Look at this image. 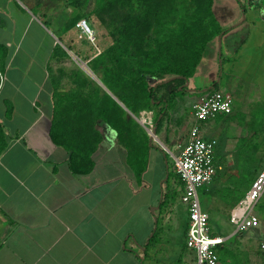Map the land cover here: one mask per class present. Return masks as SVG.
Listing matches in <instances>:
<instances>
[{
  "label": "crops",
  "instance_id": "crops-1",
  "mask_svg": "<svg viewBox=\"0 0 264 264\" xmlns=\"http://www.w3.org/2000/svg\"><path fill=\"white\" fill-rule=\"evenodd\" d=\"M229 5L231 9H225L222 17L225 22L239 15ZM68 8L67 0H0V264H161L165 252L176 251L172 237L179 215L169 194L167 152L173 157L179 154L199 124L206 138L218 140L216 160L221 168L210 183L225 169L218 158L230 157V166L236 153L228 150V138L224 142L216 136L225 127L214 121L220 114L189 125L184 107L189 106L190 116L196 119L193 103L201 94L215 90L232 95V114L241 102H247L250 111V104L264 107V18L260 12V21L251 29L242 13L241 21L224 26L232 29L221 44L219 38L211 43L195 76L185 83L187 90L173 100L161 124L163 113L158 120L153 109L136 116L121 102L135 118L124 122L122 134L98 120L102 140L92 154L93 167L76 173L70 165L72 151L51 136L55 90H71L75 85H65L63 73L54 68L55 61L68 57L55 56L57 46L71 49L60 38L61 24L46 14H66ZM197 90L192 101L184 102L183 95ZM160 126L165 128L163 137L158 133ZM175 171L183 194L176 166ZM218 180L222 183L221 177ZM182 194L187 237L190 216ZM244 196L230 208V221ZM214 205L221 214L229 204L220 197ZM205 211L212 229L218 217ZM231 223L235 233L247 230L239 231ZM214 235L225 237L223 248L233 234ZM185 237L183 252L195 259L185 264H198L196 251L187 246ZM252 257L263 259L251 264H264L260 248L251 247Z\"/></svg>",
  "mask_w": 264,
  "mask_h": 264
},
{
  "label": "trees",
  "instance_id": "trees-1",
  "mask_svg": "<svg viewBox=\"0 0 264 264\" xmlns=\"http://www.w3.org/2000/svg\"><path fill=\"white\" fill-rule=\"evenodd\" d=\"M67 1L83 9L90 6V10L70 19L61 40L116 96L80 65L71 74L75 87L55 90L51 136L55 143L72 151L73 171L86 173L93 167L92 154L102 140L96 128L98 120L108 122L122 134L124 122L135 121L122 102L136 116L144 109H153L158 120L163 113L161 124L171 101L187 90L185 83L195 76L211 43L232 28L222 25L223 5L217 0ZM249 1L252 7L261 8L264 18V0ZM104 13L112 18V41L94 54H87L70 31L81 19L98 18ZM55 56L70 54L59 44ZM56 80L59 82L61 76Z\"/></svg>",
  "mask_w": 264,
  "mask_h": 264
},
{
  "label": "rangeland",
  "instance_id": "rangeland-1",
  "mask_svg": "<svg viewBox=\"0 0 264 264\" xmlns=\"http://www.w3.org/2000/svg\"><path fill=\"white\" fill-rule=\"evenodd\" d=\"M217 2L218 4L223 5L220 10L222 17L225 16V8L228 9L231 7L229 3L233 6V9L239 11L238 16L229 19L227 22H222L223 26H229L241 21L242 13L244 14L245 21L247 20L250 23L251 29L255 28L256 23L260 21L259 14L261 12V8L255 6L254 9H252L249 0H217ZM68 6L69 8L66 14L49 13L46 14V16L50 17L57 25L61 24L63 29V27H67V23L71 18L75 15H80L79 13H82L84 10H88L90 8L89 6L88 8L83 9L82 6H73L69 3ZM87 20L94 31L93 37L91 36L90 38L85 32H83L78 24L74 30L70 31V34L78 40L79 46L87 54L92 55L96 51L107 46L112 41L111 34L113 25L111 16L105 13L101 14L98 18H87ZM46 22L50 26V23L48 21ZM33 32L34 28L31 29L29 37L33 35ZM248 35L250 37L249 41L251 42V30ZM234 36L232 35L231 38H234ZM216 41H218V38H216L213 43ZM76 65H79V63L73 54H70V57L62 58L54 62V68L63 73L64 84L69 87L74 85L71 74L72 70L76 68ZM251 65L252 64L250 63L249 68L246 71V74L248 75H251ZM219 73L220 71H218V74ZM218 78H220L219 75H217V79ZM210 82L211 81H208L207 85H211ZM190 86H195L194 81H191ZM221 86H224V83L221 82ZM197 94L198 90L196 92H187V94L182 97L184 98V102L188 100L192 101ZM171 103H174V101H171ZM245 103L247 102L239 103L238 109H236L233 114H220L216 119H214L218 127L219 125L225 126L221 129V131L216 133V136L221 137L224 142L228 138V150L231 151L234 149L236 150V153L234 155L235 157L232 159L233 164L230 166L228 164L230 157L220 156L218 158V161L223 163L225 166V169L220 171V175L218 174L216 178L218 180V178L221 177L222 183L219 180H215L210 184L200 187L199 189L203 209L209 210L212 217H218L217 221L212 222V233L222 234L224 236L233 234L231 238L227 240L223 248L221 246L218 247V252L221 258L220 264H251L256 261H262L263 259L261 257L251 258V247L260 248L264 252L263 198L256 207L262 221L259 227L235 233L234 225L231 223L229 217V213L231 211L230 208L234 206L240 197L246 194L247 188H250L253 178L258 175L264 165V107H262L261 104H250L251 108H253L250 111L248 109L249 104L247 103V105ZM185 109L189 115L187 119L189 125H193L196 121L197 123H201V121L196 120L195 117L193 118V116H190L191 110L189 106H186V108L184 107V110ZM164 132L165 128L160 126L158 133H160L161 137H163L162 135H165ZM156 142L159 143L158 141ZM167 154L168 157L166 166H168L167 174L169 175L167 182L170 186L169 194H171L172 198H174L176 209L179 213L175 224V233L172 237L174 247L176 251L178 250V252L172 251L168 254L165 252L162 255L164 261L161 262V264H185L189 263L190 260L195 261L194 257L189 255L187 252H183V240L185 237L184 231L187 227L186 221L188 220V215L185 210V206L180 201L182 188L178 190V187H180V180L175 171L174 157L169 151ZM174 184H176L175 189L173 188ZM243 188H245V190ZM220 197L229 205H227L226 211L218 214V208H216L215 205L213 206V203L216 201V198ZM179 258L180 260L182 258L180 262L178 261Z\"/></svg>",
  "mask_w": 264,
  "mask_h": 264
},
{
  "label": "built area",
  "instance_id": "built-area-1",
  "mask_svg": "<svg viewBox=\"0 0 264 264\" xmlns=\"http://www.w3.org/2000/svg\"><path fill=\"white\" fill-rule=\"evenodd\" d=\"M78 26L90 38L93 37L94 31L86 18L81 19ZM193 110L198 121L216 117L221 113L229 114L233 110V97L223 90L206 92L193 103ZM149 122L152 125V121ZM217 145L216 138H206L200 125L195 124L188 142L179 154L174 155L177 173L184 184L182 199L189 208L190 221L186 243L196 251L198 264H219L218 247L225 241V237L212 233L210 217L202 207L199 194L200 187L210 183L221 168L216 160ZM263 196L264 166L231 213V221L237 230L261 225V217L256 207Z\"/></svg>",
  "mask_w": 264,
  "mask_h": 264
},
{
  "label": "water",
  "instance_id": "water-1",
  "mask_svg": "<svg viewBox=\"0 0 264 264\" xmlns=\"http://www.w3.org/2000/svg\"><path fill=\"white\" fill-rule=\"evenodd\" d=\"M219 39H220V44H221V40H222V35L219 36ZM69 53L73 54L75 59L78 61L79 65L85 69L88 73H90L101 85H103L107 90V86L101 81V79L96 75V74H93L92 70L89 68L88 64L86 61L80 59L76 54H74L71 50H68ZM187 84V83H186ZM180 88H183V87H180ZM114 97H116L110 90H108ZM122 103V102H121ZM156 131L157 129L154 130L153 134L155 135L156 134ZM152 139V138H151Z\"/></svg>",
  "mask_w": 264,
  "mask_h": 264
}]
</instances>
